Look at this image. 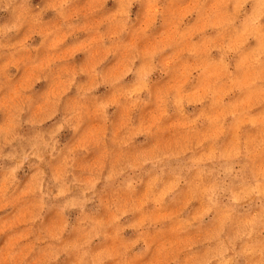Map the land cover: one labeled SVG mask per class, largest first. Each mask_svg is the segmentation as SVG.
<instances>
[{"label":"clouds","instance_id":"1","mask_svg":"<svg viewBox=\"0 0 264 264\" xmlns=\"http://www.w3.org/2000/svg\"><path fill=\"white\" fill-rule=\"evenodd\" d=\"M0 264H264V0H0Z\"/></svg>","mask_w":264,"mask_h":264},{"label":"rangeland","instance_id":"2","mask_svg":"<svg viewBox=\"0 0 264 264\" xmlns=\"http://www.w3.org/2000/svg\"><path fill=\"white\" fill-rule=\"evenodd\" d=\"M153 43H154V42L151 41V40L142 41V42H141V46H142V47H145V48H148V47H151V46L153 45ZM115 71L119 72L120 69L117 68V69H115Z\"/></svg>","mask_w":264,"mask_h":264}]
</instances>
